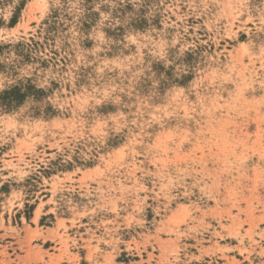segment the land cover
Segmentation results:
<instances>
[{
  "label": "rangeland",
  "instance_id": "rangeland-1",
  "mask_svg": "<svg viewBox=\"0 0 264 264\" xmlns=\"http://www.w3.org/2000/svg\"><path fill=\"white\" fill-rule=\"evenodd\" d=\"M0 264H264V0H0Z\"/></svg>",
  "mask_w": 264,
  "mask_h": 264
}]
</instances>
